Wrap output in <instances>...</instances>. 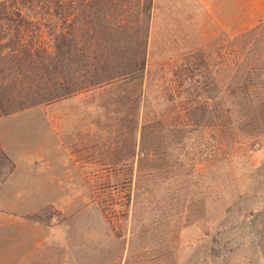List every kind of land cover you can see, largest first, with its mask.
I'll use <instances>...</instances> for the list:
<instances>
[{"label":"rangeland","instance_id":"obj_1","mask_svg":"<svg viewBox=\"0 0 264 264\" xmlns=\"http://www.w3.org/2000/svg\"><path fill=\"white\" fill-rule=\"evenodd\" d=\"M194 60L202 63L201 73L219 80L221 92L228 93V78L237 75L241 86L264 95V0H153L142 110L148 105L177 126L178 102L167 105L163 97L175 87L171 69ZM104 98L78 93L0 118V149L11 163L0 168V199H30L22 221L35 227L30 232L52 238L38 261L210 264L201 258L203 225L191 221L190 211L198 195L208 205L207 218L230 200L213 205L205 188L198 194L191 167L205 168L198 163L206 159L200 135L174 141L158 160L162 167H145L130 183L125 137L118 136L111 108L102 107ZM249 156L258 165L264 148ZM227 174L225 187L234 191L238 177Z\"/></svg>","mask_w":264,"mask_h":264},{"label":"trees","instance_id":"obj_2","mask_svg":"<svg viewBox=\"0 0 264 264\" xmlns=\"http://www.w3.org/2000/svg\"><path fill=\"white\" fill-rule=\"evenodd\" d=\"M152 5L153 0H0V118L97 92L105 96L104 110L111 108L118 136L125 137L130 183L143 168L162 167L158 160L174 141L176 146L200 135L206 159L198 163L205 168L191 167L198 194L205 188L213 205L230 200L212 207V218L201 196L192 205L191 221L203 225L202 261L264 264V157L258 165L248 161L264 148V95L241 86L237 75L228 78V93L221 92L218 79L200 72L202 63L184 61L171 69L175 87L163 97L167 105L178 102V125H168L148 105L142 110ZM143 158L150 159L148 166ZM10 164L0 149V168ZM228 172L238 177L235 194L225 187Z\"/></svg>","mask_w":264,"mask_h":264},{"label":"crops","instance_id":"obj_3","mask_svg":"<svg viewBox=\"0 0 264 264\" xmlns=\"http://www.w3.org/2000/svg\"><path fill=\"white\" fill-rule=\"evenodd\" d=\"M9 182L12 183V179ZM30 206V199H18L17 196L0 199V264L46 263L38 261V256L52 243V238L48 242L46 235L30 232V228L35 227L22 221L28 213L26 208Z\"/></svg>","mask_w":264,"mask_h":264}]
</instances>
